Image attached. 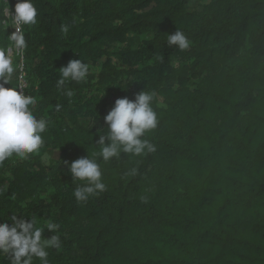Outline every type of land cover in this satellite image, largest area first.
I'll return each instance as SVG.
<instances>
[{"label":"trees","instance_id":"obj_1","mask_svg":"<svg viewBox=\"0 0 264 264\" xmlns=\"http://www.w3.org/2000/svg\"><path fill=\"white\" fill-rule=\"evenodd\" d=\"M203 1L33 0L25 94L49 125L38 153L0 166V221L58 224L49 264H264V0ZM15 3L0 0V48ZM176 29L189 49L167 45ZM72 59L89 64L87 80L58 89ZM142 90L156 93L159 124L144 137L156 151L103 162L104 117ZM87 154L106 191L78 202L65 162Z\"/></svg>","mask_w":264,"mask_h":264},{"label":"clouds","instance_id":"obj_2","mask_svg":"<svg viewBox=\"0 0 264 264\" xmlns=\"http://www.w3.org/2000/svg\"><path fill=\"white\" fill-rule=\"evenodd\" d=\"M6 15L14 24L30 25L36 22L38 10L33 0H16ZM62 31L67 32L68 26L63 25ZM12 39L17 50L25 47L24 37L18 30L12 34ZM167 45L185 51L190 48L191 41L183 31L176 29L173 34L167 35ZM15 71L11 51L0 48V166L14 155L23 159L38 153L44 145L42 134L49 125L47 119L34 114L37 98L25 94L22 86H10ZM89 71V64L81 59L69 60L66 66L58 70L60 76L56 86L64 90L71 82H85ZM65 94L68 97L74 95L71 89ZM155 96V92L142 90L134 100L127 97L115 100L114 106L104 117L107 130L97 132L96 144L103 162L118 159L122 153L140 156L156 151V146L144 138L159 124L157 111L153 107ZM55 110L59 112L61 105L57 104ZM97 120L98 117L91 128L97 124ZM65 166L72 180L82 182L73 193L78 202H87L90 197L106 191L101 164L95 155L89 157L87 154L70 165L65 162ZM45 229L51 233L50 238L43 237ZM58 229L56 223L49 222L46 227H41L36 220L17 215L11 216L9 221H0V256L10 259L11 264H33L34 259L39 260L40 264H49L48 249L61 247L59 235L54 234Z\"/></svg>","mask_w":264,"mask_h":264},{"label":"built area","instance_id":"obj_3","mask_svg":"<svg viewBox=\"0 0 264 264\" xmlns=\"http://www.w3.org/2000/svg\"><path fill=\"white\" fill-rule=\"evenodd\" d=\"M7 10L8 9L4 10V19L1 22L3 28L5 29L9 41V44L6 49H9L11 51L13 66H15V69L17 70V83H18L17 86H22L23 90L26 91L27 82H26L25 62H24V48L22 50H17L12 39V34L14 32H17V30L19 31V34L22 35V25L14 24L12 19L6 15Z\"/></svg>","mask_w":264,"mask_h":264},{"label":"rangeland","instance_id":"obj_4","mask_svg":"<svg viewBox=\"0 0 264 264\" xmlns=\"http://www.w3.org/2000/svg\"><path fill=\"white\" fill-rule=\"evenodd\" d=\"M200 3H204V1L203 0H200ZM58 156H59V153H58V151H51L50 153H48V154H45V155H43L42 156V161L44 162V163H48V162H50L51 160H56L57 158H58ZM17 161H19L21 158L19 157V156H17Z\"/></svg>","mask_w":264,"mask_h":264}]
</instances>
